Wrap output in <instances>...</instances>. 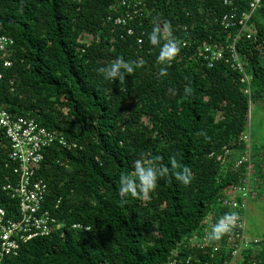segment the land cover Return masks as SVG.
Listing matches in <instances>:
<instances>
[{"label": "trees", "instance_id": "1", "mask_svg": "<svg viewBox=\"0 0 264 264\" xmlns=\"http://www.w3.org/2000/svg\"><path fill=\"white\" fill-rule=\"evenodd\" d=\"M250 1L0 0V36L12 40L0 59V105L66 142L48 147L36 169L46 185L43 209L60 228L22 244L0 264L229 259L222 236L203 246L188 240L202 236L210 217L214 224L230 212L218 200L245 177L246 164L234 166L245 150L264 190V144L252 146L247 134L249 106L264 109V0L248 21L252 38L242 35L236 43L251 76L248 92L240 73L224 61L208 67L200 51L231 43L236 29L225 30L219 19L248 12ZM128 12H136L132 20L115 23ZM153 28L161 43L177 40L170 61L157 62L159 45L148 39ZM117 56L133 72L120 81L103 79L97 68ZM3 60L10 66L3 68ZM9 151L0 132V207L17 220L16 200L4 190L15 183ZM157 155L165 170L148 195L121 193L120 175H132L136 159ZM173 160L190 168L187 184L175 179ZM252 263L264 264V248L243 253L242 264Z\"/></svg>", "mask_w": 264, "mask_h": 264}, {"label": "built area", "instance_id": "2", "mask_svg": "<svg viewBox=\"0 0 264 264\" xmlns=\"http://www.w3.org/2000/svg\"><path fill=\"white\" fill-rule=\"evenodd\" d=\"M235 0H223L225 6H232ZM261 0H251L249 10L239 17L236 12L226 13L219 23L225 30L235 28L234 37L226 46L214 47L204 46L200 53L208 67L217 61H224L229 68L242 75L241 82L245 84V91H249V76L244 69L241 56L236 49V43L240 36L251 39L254 29L248 24L251 14L258 7ZM126 13L123 18H118L115 23L124 25L127 20H132L136 12ZM131 34V29L127 31ZM12 40L0 36V59H2ZM10 66L8 60L2 61V67ZM1 79V73H0ZM0 132H3L10 145L8 158L12 163V173L15 177L14 184H6L4 190L9 192L11 198L16 200L19 218L17 220L6 217L4 209L0 207V258L16 255L22 244L36 237L48 236L52 231L60 228V224L46 209H43V201L46 192V185L36 179V169L43 160L44 151L52 144L65 146L66 142L62 136H56L46 128L39 126L34 120L24 117L11 116L0 105ZM226 153V152H225ZM227 154V153H226ZM217 160L223 163L224 159L218 156ZM246 164L245 177L236 185L230 186L225 196L218 200L217 206L227 208L235 213V222L231 230L222 235L226 239L229 250V259L223 264H242L243 253L246 250H262L264 238L249 237L246 234V218L251 194V180L253 170L250 162L249 150H245L234 163L235 168ZM207 229H203L202 236L194 234L188 240L189 245H206L209 242L208 232L212 225V218L205 221ZM73 228L79 225H73ZM218 241V240H217ZM218 244L213 246L217 251ZM255 264V263H252Z\"/></svg>", "mask_w": 264, "mask_h": 264}, {"label": "clouds", "instance_id": "3", "mask_svg": "<svg viewBox=\"0 0 264 264\" xmlns=\"http://www.w3.org/2000/svg\"><path fill=\"white\" fill-rule=\"evenodd\" d=\"M149 42L152 45H159L156 60L157 62L164 63L170 61L176 53L179 52V44L175 38H169L161 43V38L157 28H153L148 33ZM166 71L164 67L160 68V72L163 74ZM97 72L102 74L103 79L111 80H123L126 73H132L133 67L129 66V63L122 57L117 56L110 63L97 68ZM188 89H185L187 92ZM161 160L159 155L155 157H143L135 160V167L132 169V175L127 173L120 175L119 177V191L121 193L136 195L137 192L148 195L156 183L158 176L165 170L163 164L157 162ZM172 165L179 170L175 172V179L187 184L191 179V170L186 165H177L175 160L172 161ZM235 213H224L217 218L216 222L211 225L210 231L207 236L209 241H216L221 236L230 231L235 222Z\"/></svg>", "mask_w": 264, "mask_h": 264}, {"label": "rangeland", "instance_id": "4", "mask_svg": "<svg viewBox=\"0 0 264 264\" xmlns=\"http://www.w3.org/2000/svg\"><path fill=\"white\" fill-rule=\"evenodd\" d=\"M249 135L252 146L264 144V109L257 104L249 106L248 116ZM254 170V169H253ZM261 179L254 172L251 180V194H260V197H251L246 218V234L249 237L262 238L264 235V190L262 189Z\"/></svg>", "mask_w": 264, "mask_h": 264}]
</instances>
